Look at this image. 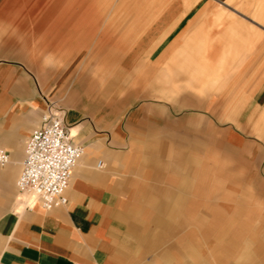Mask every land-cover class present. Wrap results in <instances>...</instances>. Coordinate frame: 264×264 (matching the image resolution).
<instances>
[{
  "label": "rangeland",
  "instance_id": "rangeland-1",
  "mask_svg": "<svg viewBox=\"0 0 264 264\" xmlns=\"http://www.w3.org/2000/svg\"><path fill=\"white\" fill-rule=\"evenodd\" d=\"M62 1L1 0L0 62L17 61L46 82L49 108L60 116L68 111L65 96L74 94L77 110L83 114L80 122L86 124L94 125L100 99L125 97L132 91L152 87V96L123 106L117 117L107 121L112 127L125 128L130 115L145 104L167 106L158 115L152 113L151 123H145L150 129L133 132L141 157L147 151L145 141L157 143L164 166L163 171H155L139 164L126 176L137 192L128 197L134 264H182V251L191 247L198 264H256L257 254L263 258L258 264H264V242L256 243L264 240V188L255 178V165L249 160L252 153L226 142L223 129L235 119L233 108L220 119L207 114L208 104L226 94L238 104L241 77L256 76L264 69V0H201L179 22L185 0ZM67 5L79 14L62 18L57 12ZM200 9L223 12L206 27L211 49L218 55L209 71L217 76L195 84L169 80L165 86L161 83L168 88V93L163 92L160 84L155 85L156 76L143 75L145 48L178 23L152 54L150 63L155 64ZM63 23L77 24L78 30L62 29ZM129 26L135 36H129ZM78 78L82 80L77 84ZM63 86L65 95L59 92ZM181 94L192 95L200 106L172 108L170 100ZM165 123L167 131L157 128ZM192 129H198L199 140L178 142L176 135ZM178 155L184 158L183 172L166 166ZM185 177L190 186L182 188ZM166 191L180 196L183 204L171 227L154 234L155 212L147 199ZM226 222L232 225L231 233H226L231 243L222 257L225 233L218 232Z\"/></svg>",
  "mask_w": 264,
  "mask_h": 264
},
{
  "label": "crops",
  "instance_id": "crops-1",
  "mask_svg": "<svg viewBox=\"0 0 264 264\" xmlns=\"http://www.w3.org/2000/svg\"><path fill=\"white\" fill-rule=\"evenodd\" d=\"M76 1L62 2L74 4ZM185 1L187 7H184L176 22L181 21L201 0ZM57 13L62 18L79 14L72 6L62 8ZM222 13L200 9L152 64V54L178 23L161 33L145 48L143 75L156 76L155 85L160 84L158 89L166 93L168 88L162 85H167L169 80L195 84L217 76L209 71V65L218 55L215 49H211V36L206 27L212 17L217 18ZM61 26L66 30H78L77 24L71 23L72 27H68L63 23ZM129 28V36H135V31L131 26ZM81 80L78 78L76 83ZM45 83L17 61L0 62V150L9 157V163L0 166V264H134L135 239L128 197L135 196L137 192L135 184L126 176L130 171H135L139 164L155 171H163L164 166L157 143L145 141L143 147L149 153L146 151L141 157V146L133 137V132L145 131L150 125L145 123H151L152 113L158 115V112H163L164 105H143L130 115V123L121 128L112 127L107 121L117 117L119 110L130 101L151 98V85V90L132 91L120 98L100 99L96 103L99 108L94 125L80 122L83 114L77 110L75 95L65 96L64 104L68 111L63 116V123L72 142L84 148V155L72 172L66 191L67 204L45 211L36 197L20 193L16 186L25 143L31 133L41 126L42 117L49 108ZM65 89L63 86L59 92L65 95ZM239 90L238 104H234L231 94H226L222 100L208 104L207 114L220 119L227 109H234L233 123L223 129L226 142L231 147L240 146L239 150L245 153H252L249 160L255 165V178L261 181L264 188V69L256 76H242ZM170 103L172 108L198 107L201 101L190 94H181ZM135 122L139 123V129L135 128L138 125ZM166 127L165 123L157 128L165 131ZM176 136L181 143L200 138L198 129ZM98 163H101L100 168L97 167ZM183 165L182 155L170 158L166 164L179 172H183ZM181 186H190L188 178L182 179ZM147 202L154 207V234L172 225L174 216L183 204L180 196L167 191L148 197ZM221 229L218 233H225L222 253V257H225L231 243L226 233H231L232 225L226 222ZM260 242L264 240H256V243ZM194 250L191 247L182 251V264H198ZM242 253L243 256L247 255L246 251ZM256 257V264L263 260L258 254Z\"/></svg>",
  "mask_w": 264,
  "mask_h": 264
},
{
  "label": "built area",
  "instance_id": "built-area-1",
  "mask_svg": "<svg viewBox=\"0 0 264 264\" xmlns=\"http://www.w3.org/2000/svg\"><path fill=\"white\" fill-rule=\"evenodd\" d=\"M83 155L84 148L72 142L63 116L48 108L25 143L18 191L34 195L45 211L65 206L72 172ZM8 163L7 153L0 150V166Z\"/></svg>",
  "mask_w": 264,
  "mask_h": 264
},
{
  "label": "bare ground",
  "instance_id": "bare-ground-1",
  "mask_svg": "<svg viewBox=\"0 0 264 264\" xmlns=\"http://www.w3.org/2000/svg\"><path fill=\"white\" fill-rule=\"evenodd\" d=\"M30 195H32V194H30ZM34 196V195H33ZM35 197V196H34Z\"/></svg>",
  "mask_w": 264,
  "mask_h": 264
}]
</instances>
